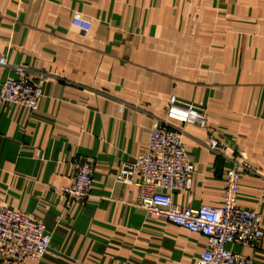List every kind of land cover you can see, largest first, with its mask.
I'll list each match as a JSON object with an SVG mask.
<instances>
[{
  "label": "crops",
  "instance_id": "obj_1",
  "mask_svg": "<svg viewBox=\"0 0 264 264\" xmlns=\"http://www.w3.org/2000/svg\"><path fill=\"white\" fill-rule=\"evenodd\" d=\"M2 56L0 90L20 66L42 91L35 111L0 100V209L52 233L38 264L198 263L206 239L140 209V177L117 179L171 96L212 129H184L196 171L172 201L223 205L230 163L206 147L213 135L246 156L238 204L264 218V0H0ZM83 159L95 165L91 196L67 208L61 189ZM227 249L264 264V229L255 245Z\"/></svg>",
  "mask_w": 264,
  "mask_h": 264
},
{
  "label": "built area",
  "instance_id": "obj_2",
  "mask_svg": "<svg viewBox=\"0 0 264 264\" xmlns=\"http://www.w3.org/2000/svg\"><path fill=\"white\" fill-rule=\"evenodd\" d=\"M74 27L89 32L91 23L76 15ZM0 66L8 67L5 56ZM17 77L7 79L1 85L0 100L5 104L19 105L35 111L42 97L40 85L32 72L24 67H14ZM189 125L212 132L203 111L193 104L181 102L171 96L165 118H155L145 152L132 162L121 164L117 179L123 183H137V206L152 214L164 217L173 225L206 239V251L197 264H254L249 257L229 251V243L253 246L262 237L264 218L255 209L238 204L239 183L245 171L244 154L237 155L228 146L211 135L206 147L223 155L230 163L226 172V192L223 205L184 208L172 201L176 192L189 191L195 165L186 155L182 143L184 129ZM95 165L92 161H80L71 185L61 191L67 197V208L75 201H85L91 196ZM53 235L47 227L7 205L0 209V258L8 263L25 260L36 264L49 253Z\"/></svg>",
  "mask_w": 264,
  "mask_h": 264
}]
</instances>
